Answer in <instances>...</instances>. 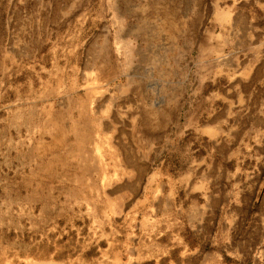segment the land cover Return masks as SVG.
I'll return each mask as SVG.
<instances>
[{"label":"rangeland","instance_id":"obj_1","mask_svg":"<svg viewBox=\"0 0 264 264\" xmlns=\"http://www.w3.org/2000/svg\"><path fill=\"white\" fill-rule=\"evenodd\" d=\"M211 42L221 45L213 58H264V0H0V120L11 122L0 121V134L21 138L0 140V245L54 249L77 231L85 240V229H116L129 254L132 234L158 226L136 219L155 175L176 186L170 197L187 217L203 219L185 220L197 249L179 264H264V134L237 138L252 155L239 176L250 182L244 194L230 189V168L198 174L222 184L202 199L177 183L191 169L187 151L211 147L193 129L208 92L185 76L208 68L200 45Z\"/></svg>","mask_w":264,"mask_h":264},{"label":"crops","instance_id":"obj_2","mask_svg":"<svg viewBox=\"0 0 264 264\" xmlns=\"http://www.w3.org/2000/svg\"><path fill=\"white\" fill-rule=\"evenodd\" d=\"M253 22L250 12V24ZM249 45L251 50H256L262 44L257 37H253ZM219 46L221 45L218 42L216 44L211 42L209 46L204 47L200 45L202 52L209 55L204 61L208 68L196 70L193 75L185 74L186 77H193L201 93L208 92L201 97L195 113L198 118L194 121L193 129L195 139L207 140L211 145L210 150L201 148L188 150L192 158L191 169L177 182L182 184L184 189L186 187L192 189L191 193L198 199L203 198L201 195L203 189L221 188V183L215 185L213 180H207L202 174L198 175L203 169V173L214 172L215 167L219 175L222 174V170L230 168L227 170L230 176L227 180L231 183L230 189L244 194V190L250 188V182L243 181L239 176L243 173V160L252 155L249 149L245 152L237 146V138L243 133L244 136L260 139L264 134V69L261 68L264 58L257 52L248 53L243 60L240 59L241 55L236 53L231 60L218 56L213 58L211 53L218 51ZM208 107L211 112L207 121L203 122V113ZM0 121L8 123L10 120ZM19 136L13 132L4 133L0 134V140L17 142L21 139ZM257 153L259 155V151ZM14 155L17 156L16 153ZM160 167L158 170L164 173L165 167ZM157 178L158 176L149 175L144 184L143 181L140 183L144 185L145 191L142 196L141 193L139 194L138 197L141 199L137 197V203L144 204L146 212L141 213L136 219L146 222L148 226L149 222L153 221L158 226L140 229L136 238L132 234L134 245L129 254L123 253L120 231L115 229L107 234L98 229L91 235L90 230L85 229V240L82 232L77 231V239L71 241L74 246L69 244L68 240L64 242L65 245H54V249L42 245L29 249L23 243L16 241L8 245H0V264H163L164 262L179 264L180 254L186 251L194 252L197 249L186 239L185 220L193 218L195 222L200 223L203 219L200 213L187 217L183 201L180 198L173 200L170 197L176 186L171 181H156ZM135 194L138 195L137 191ZM173 204L178 207L177 214H170V207ZM236 205L240 207L244 205L242 198H237ZM201 207L203 205L199 201L193 203L195 210ZM171 219L176 220V227H169L168 221ZM191 231L195 235L201 232L196 228ZM170 243L174 246L170 247ZM93 253L97 256L94 257ZM124 254L128 256L124 257Z\"/></svg>","mask_w":264,"mask_h":264}]
</instances>
